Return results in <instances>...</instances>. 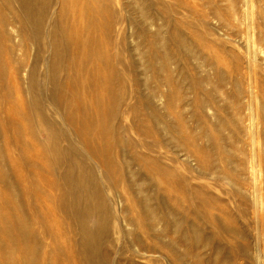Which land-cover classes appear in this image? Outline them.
Listing matches in <instances>:
<instances>
[{"label":"rangeland","instance_id":"1","mask_svg":"<svg viewBox=\"0 0 264 264\" xmlns=\"http://www.w3.org/2000/svg\"><path fill=\"white\" fill-rule=\"evenodd\" d=\"M31 1L0 0V264H92L99 224L107 264H264V0Z\"/></svg>","mask_w":264,"mask_h":264},{"label":"bare ground","instance_id":"2","mask_svg":"<svg viewBox=\"0 0 264 264\" xmlns=\"http://www.w3.org/2000/svg\"><path fill=\"white\" fill-rule=\"evenodd\" d=\"M20 8L26 13L30 14L33 12V14L26 15L27 19L32 23L34 27L39 26V20H40V14L43 7L42 2L38 1H31V0H18ZM132 5V4H131ZM251 8V7H250ZM107 10V9H106ZM46 11V10H45ZM243 11V10H242ZM245 15V14H244ZM46 31V30H45ZM43 36V35H42ZM44 37V36H43ZM51 37V36H50ZM162 37V36H161ZM40 38V37H39ZM254 45V44H253ZM58 43L55 42V51L57 50ZM66 46V45H65ZM67 47V46H66ZM149 48V47H148ZM251 48V46H250ZM67 51V50H66ZM148 51V50H147ZM153 53V52H152ZM69 54V53H68ZM109 55V54H108ZM111 56V55H110ZM134 60V59H133ZM132 62V61H131ZM46 63V61H45ZM47 69V68H46ZM58 70V69H57ZM79 70V68L77 69ZM74 73V72H73ZM30 74V73H29ZM68 75V74H67ZM171 78V77H170ZM84 79V78H83ZM166 79V78H165ZM187 79V78H186ZM193 80V79H192ZM110 81V80H109ZM196 82V81H195ZM35 86V85H34ZM34 89V88H33ZM41 90V89H39ZM155 90V89H154ZM41 93V92H40ZM44 94V93H43ZM54 94V93H52ZM181 97V96H179ZM48 101V100H47ZM178 102V101H177ZM204 104V103H202ZM133 107V106H132ZM129 110V109H128ZM248 123V122H247ZM249 126V125H248ZM251 126V123H250ZM249 126V127H250ZM248 127V128H249ZM251 129V128H250ZM103 144V143H102ZM155 146V145H154ZM114 148V146H112ZM123 147V146H122ZM156 147V146H155ZM158 147V146H157ZM58 149V148H57ZM156 149V148H155ZM250 150V149H249ZM46 151V150H45ZM56 151V149H55ZM65 151V150H64ZM42 153V152H41ZM68 158V157H67ZM252 158V157H251ZM251 165V164H249ZM250 167V166H249ZM71 169L65 170L62 173V178L65 184L70 186V192L69 194H72L70 196L71 199L67 204H65V208L68 209L69 212L72 214L83 216L87 213H98L101 208L103 207V203L99 204L98 201L93 200L94 192L91 191V183L93 182V174L88 170L87 167H85L86 170H82L81 164L73 159L71 162ZM251 168V167H250ZM253 171V168H251ZM59 171V170H58ZM251 171V170H250ZM259 171V170H258ZM253 176V175H252ZM254 178V177H253ZM59 179V178H58ZM143 181V180H142ZM155 182V181H154ZM137 183V181H135ZM135 185V184H134ZM81 187L84 189L82 193H75L72 189V187ZM137 186L139 187L140 184L137 183ZM37 187V186H36ZM103 187V184H102ZM252 190V189H251ZM253 193V192H252ZM253 194L252 196H254ZM59 196V195H58ZM56 197V196H55ZM118 200V199H117ZM144 201L145 198H144ZM255 202V201H254ZM61 203V201H60ZM64 203V202H63ZM121 205V200L119 199L117 202V205ZM63 206V205H62ZM124 210L123 206L120 207V211L122 212ZM151 212V211H150ZM112 214V213H111ZM110 214V215H111ZM159 217V215H158ZM264 217V216H263ZM101 218V217H100ZM168 221V220H167ZM169 222V221H168ZM167 224V223H166ZM172 225V224H171ZM151 228V227H150ZM172 228V227H171ZM174 228V227H173ZM186 228V227H185ZM107 226L99 224L94 230L91 228H88L87 226H81L80 231V244L81 249H83L84 253L87 255V261L92 264H107L106 259H101L100 256H98V245H97V236L99 234L102 235L106 232ZM154 229V228H153ZM192 230V229H191ZM114 231V230H112ZM262 231V230H261ZM108 232V231H107ZM200 234V233H199ZM185 235V234H184ZM197 235V234H196ZM199 236V235H198ZM15 237V236H14ZM197 243V242H196ZM198 246V245H197ZM205 246V245H204ZM157 252V251H155ZM161 252V251H160ZM257 252V250H256ZM152 253V252H151ZM146 256V255H145ZM140 257V256H139ZM149 257V256H148ZM111 259V258H110ZM258 260V259H257ZM81 262V261H80ZM205 262V261H204ZM213 263V262H212ZM83 264V263H82ZM263 264V263H262Z\"/></svg>","mask_w":264,"mask_h":264}]
</instances>
